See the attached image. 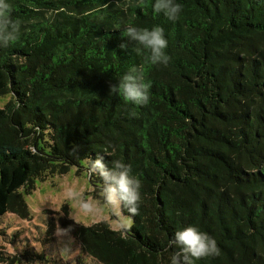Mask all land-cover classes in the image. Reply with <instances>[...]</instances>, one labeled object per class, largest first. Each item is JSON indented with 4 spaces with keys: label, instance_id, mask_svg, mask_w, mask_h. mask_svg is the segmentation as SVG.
<instances>
[{
    "label": "trees",
    "instance_id": "obj_1",
    "mask_svg": "<svg viewBox=\"0 0 264 264\" xmlns=\"http://www.w3.org/2000/svg\"><path fill=\"white\" fill-rule=\"evenodd\" d=\"M11 2L21 30L0 47V217L30 220L24 196L72 167L99 199L90 162L103 156L131 165L141 199L120 209L129 229L77 226L81 256L167 264L169 238L194 225L219 249L196 264H264V0H179L176 21L153 0ZM131 25L164 29L167 65L134 51ZM132 66L147 104L110 92ZM22 259L0 250V264Z\"/></svg>",
    "mask_w": 264,
    "mask_h": 264
},
{
    "label": "clouds",
    "instance_id": "obj_2",
    "mask_svg": "<svg viewBox=\"0 0 264 264\" xmlns=\"http://www.w3.org/2000/svg\"><path fill=\"white\" fill-rule=\"evenodd\" d=\"M153 11L163 14L168 20L176 21L182 13V4L179 0H153ZM21 21L13 18L11 0H0V47H6L19 38ZM126 37L135 42L134 51L146 52V64L167 65L170 57L166 53L168 41L164 29L159 25L140 27L131 25L125 30ZM126 45L121 44L124 48ZM149 85L145 82L139 66H132L118 79V83L111 86L110 92L122 97L134 105H144L149 102ZM92 172L100 178V198L84 200L83 193L69 187L65 195L76 202L77 207L84 213H92L107 209L112 214L120 212L122 207L129 213L138 211V202L141 199V181L131 174V165L122 160H113L111 166L104 162L103 156H98L90 162ZM66 230L60 229L57 237L63 245ZM169 247H175L167 264H196V261L219 254L216 240L209 234L201 231L197 226L189 225L175 231L168 241Z\"/></svg>",
    "mask_w": 264,
    "mask_h": 264
},
{
    "label": "rangeland",
    "instance_id": "obj_3",
    "mask_svg": "<svg viewBox=\"0 0 264 264\" xmlns=\"http://www.w3.org/2000/svg\"><path fill=\"white\" fill-rule=\"evenodd\" d=\"M5 101L0 99V106ZM69 187L82 191L84 200L94 198V187L85 168L72 167L64 175L37 181L32 193L24 196L30 220L11 214L0 217V250L12 255L28 253L30 259H22L20 264H96L79 254L74 238L77 226L107 221L113 230H123L129 229L132 221L121 212L112 214L107 209L87 214L80 211L76 202L65 195ZM60 229L66 230V246L57 237Z\"/></svg>",
    "mask_w": 264,
    "mask_h": 264
}]
</instances>
